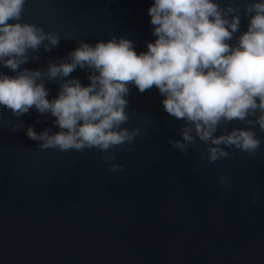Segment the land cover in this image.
<instances>
[{"label": "water", "instance_id": "95a60500", "mask_svg": "<svg viewBox=\"0 0 264 264\" xmlns=\"http://www.w3.org/2000/svg\"><path fill=\"white\" fill-rule=\"evenodd\" d=\"M152 3L27 0L23 22L59 33L61 41L21 68L58 63L78 40L94 45L124 37L137 54L147 51L155 40L147 11ZM247 24L242 14L230 45ZM0 72L15 75L2 66ZM88 74L78 68L65 79L87 86ZM59 84L45 83L47 99L57 96ZM126 98L135 114L123 127L143 134L130 152H116L123 172L108 171L95 149H39L26 128L59 131L55 118L35 109L13 117L0 107V264H264V133L255 129L261 146L253 155L226 149L229 158L201 162L195 148L183 156L168 143L180 139L184 122L163 110L155 87L140 93L131 85ZM13 124L20 130L13 132ZM232 127L245 125L234 121ZM221 175L231 183L221 186Z\"/></svg>", "mask_w": 264, "mask_h": 264}, {"label": "clouds", "instance_id": "9594fccd", "mask_svg": "<svg viewBox=\"0 0 264 264\" xmlns=\"http://www.w3.org/2000/svg\"><path fill=\"white\" fill-rule=\"evenodd\" d=\"M26 3L0 0V66L15 74L0 72V107L13 117L35 109L55 118L52 123L59 131L47 128L37 134L26 128L39 149H95L108 171L123 172L116 152H130L143 134L139 127H123L135 114H130L126 98L134 85L140 93L155 87L164 97L163 110L184 122L180 139L168 138L183 156L195 148L201 162L214 163L232 155L226 149L249 155L259 151L255 129L264 133V0H153L147 11L155 40L146 43L147 51L137 54L133 41L124 37L94 45L78 40L79 46L65 58L42 70L21 66L39 60L34 53L41 48H58L61 36L23 22ZM242 14L247 30L232 46L228 41L240 30ZM78 68L89 71L87 86L65 79ZM56 81L57 96L49 100L45 83ZM234 121L245 127L229 130ZM20 128L13 124L12 131ZM218 181L221 186L231 183L225 175Z\"/></svg>", "mask_w": 264, "mask_h": 264}]
</instances>
